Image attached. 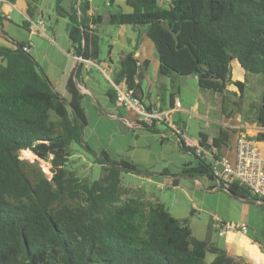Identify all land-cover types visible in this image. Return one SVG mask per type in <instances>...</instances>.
I'll use <instances>...</instances> for the list:
<instances>
[{
	"label": "trees",
	"instance_id": "obj_1",
	"mask_svg": "<svg viewBox=\"0 0 264 264\" xmlns=\"http://www.w3.org/2000/svg\"><path fill=\"white\" fill-rule=\"evenodd\" d=\"M75 1L78 5L70 10L62 8V0L54 3L56 15L68 23L70 54L81 60L67 79L65 96L54 90L27 43L12 40V49L0 47V264H248L229 257L208 238H194L187 221L174 218L158 200L129 195L121 174L147 175L146 170L111 161L104 152L96 156L82 142L86 119L76 83L83 63L98 55L96 28L102 19L88 17L89 0ZM103 1L110 5L114 0ZM37 3L26 0L29 18ZM125 5L131 12L118 10L108 23L143 29L157 52L158 74L193 75L200 93L221 97L223 113L226 87L232 83L231 61L245 73L259 75L260 97L257 106L250 104L248 115L264 129V0H125ZM4 20L0 16L2 36ZM146 67V61L125 56L113 85L124 84L142 103ZM232 84L241 100L244 84ZM108 95L115 100L114 90ZM231 132L221 129L210 145L200 133L198 147L215 149L217 158ZM179 140L197 161L184 165L180 176L216 179L212 165L196 157V147ZM72 144L103 168L99 180L90 182L67 169ZM25 151L34 162L20 158ZM39 161L50 164V178ZM218 186L253 198L240 184L219 181Z\"/></svg>",
	"mask_w": 264,
	"mask_h": 264
},
{
	"label": "crops",
	"instance_id": "obj_2",
	"mask_svg": "<svg viewBox=\"0 0 264 264\" xmlns=\"http://www.w3.org/2000/svg\"><path fill=\"white\" fill-rule=\"evenodd\" d=\"M89 1L88 17L100 16L102 23L96 28V35L99 38L98 55L93 61L83 63L81 76L76 83L82 95L81 108L86 119L82 142L96 156L104 152L111 161L129 162L146 170L147 175L138 173L126 175L139 177L144 184H148L149 187L155 186L158 191L168 190L173 193V199L171 207H168L164 194L156 197L151 191L125 188L129 190V195L133 192L143 200H158L174 218L187 221L194 238L198 240L208 238L211 245L223 250L229 257L243 263L264 264V203L253 198L236 195L233 197L220 188L214 178L180 176L184 165L195 166L197 161L192 154L182 149L179 137L167 125L169 121L174 122L184 135L185 144L194 148L198 147L200 133L208 137L207 144L210 145L221 129L232 131L228 143L221 145L218 150L219 155L226 158L231 165L235 162V146L240 137L254 141L255 147L264 158V129L251 121L252 116L248 115L251 102H248V110L244 112L231 107L227 111V116L223 115L221 97L218 95L205 94L208 100L200 114L199 103L196 100L190 103L189 107H185L187 101L183 98L182 91L188 85V79L195 82L193 86L198 100L203 94L197 89L195 77L160 76L157 52L144 30L108 23L109 15L116 12L109 13L104 9L112 7L122 13L131 12L125 5V0H114L110 5L108 1L100 0L103 14H100L98 9L100 2ZM54 3L55 0H38L36 11L32 18H29L26 15V0H0V16L5 18L2 28L6 34L0 35V47L12 49V40L27 43L29 54L39 64L54 90L65 96L67 79L76 69L78 61L70 54L67 20L56 15ZM74 4L78 5V2L75 0L61 2L65 10H70ZM24 23L27 28L22 27ZM103 41L107 46L101 53L99 44ZM129 54L139 63L147 62L141 81L143 92L141 100L150 110L155 109L162 117V121L156 119L147 125L151 126V129L140 123L133 108L118 105L114 98L108 95L114 86L113 74L119 70L120 61ZM230 65L231 82L244 84L246 74L243 69L234 60ZM232 83L226 87L225 98L227 97L226 104L230 101L229 105L234 106L239 100L240 93ZM191 88L193 89L192 85ZM172 95L173 101L177 98L181 105L173 112ZM211 113L215 114L212 118ZM187 114L205 123L201 129H197L195 135L186 134L187 122H183L179 117L173 119L174 115ZM258 135L263 137L257 139ZM185 203L191 209L190 219H182V213L179 211V207ZM224 224H242L246 227V232L228 230L220 234V226ZM212 258L210 256L208 260L211 261Z\"/></svg>",
	"mask_w": 264,
	"mask_h": 264
},
{
	"label": "built area",
	"instance_id": "obj_3",
	"mask_svg": "<svg viewBox=\"0 0 264 264\" xmlns=\"http://www.w3.org/2000/svg\"><path fill=\"white\" fill-rule=\"evenodd\" d=\"M23 50L27 51V48L25 47ZM76 60L78 62L81 61L79 58H76ZM113 90L115 92V102L122 107L133 108L139 117L140 123L150 125L156 119L162 121V117L156 113L155 109L150 110L146 105L133 98L132 92L124 84L113 86ZM180 106V101L175 98L172 112L178 110ZM167 125L181 140L185 139L181 130L174 122L169 121ZM216 154L215 149L210 150V148L205 150L204 147H196L195 150L196 157L212 165L213 174L218 184L219 181L225 184H240L247 189L256 201L264 203V158L255 147L254 141L246 137L238 138L235 146V162L233 165L222 156L215 158ZM47 177L50 178L49 176ZM228 230H239L245 233L246 227L242 224H224L220 226V234Z\"/></svg>",
	"mask_w": 264,
	"mask_h": 264
},
{
	"label": "rangeland",
	"instance_id": "obj_4",
	"mask_svg": "<svg viewBox=\"0 0 264 264\" xmlns=\"http://www.w3.org/2000/svg\"><path fill=\"white\" fill-rule=\"evenodd\" d=\"M97 1L100 2V0H97ZM98 9H99L100 14L104 13L101 2L98 5ZM104 11L112 13V12H116V9L111 7V8L104 9ZM106 46L107 44L105 41L99 44V49L101 53L105 51ZM245 74H246V77H245V82L243 86L242 99L236 102L238 104V109L242 110L243 112L248 110V107H247L248 102H251L255 106H257L260 93H261V88H262L261 77L259 75H251L248 73H245ZM188 80H189L187 83L188 85L182 91V96L187 101L184 104V106L189 107L190 103L196 100L199 103L198 114H200L202 113V110L205 107V102L207 103V100H208L207 95L205 94H210V93H203L201 95L200 100H198V98L196 97V94H197L196 89L193 86L195 82L192 79H188ZM191 85L193 89L191 88ZM229 99H232V98L229 97ZM229 102L230 101H228V104H226L227 103L226 102L224 105V113H223L224 116L227 115V111L231 109V107L234 109L236 108L235 105L234 106L229 105L230 104ZM214 115H215L214 113H211L210 118L214 117ZM178 117L181 118L183 122L188 123V130L186 132L188 136L195 135L197 129H201L200 127H203V124H205L204 121L192 115H188V114L178 115V116L174 115L173 119H178ZM70 150H71V156L67 164V169L73 171L79 178L86 179L90 182L97 181L102 177L103 168L98 164H93V159L90 155L86 154L76 144L70 145ZM20 158L26 159L30 162L35 161V157L27 151L21 152ZM38 164L41 167V169L44 171V173L50 177V170H49L50 164L44 161H39ZM121 182L124 188H131V189L133 188L136 191H138L137 189H141V191H145V190L151 191L154 193L156 197H158L160 194H164L167 197V199L165 200L166 205L168 207H171V200L173 199V193L169 192L168 190L158 191V189H156L155 186L149 187L148 184L146 183L144 184V181L140 179L139 177H136V176L132 177L131 175H126V174H121ZM132 193L133 192H130V194ZM131 196H134V194H132ZM179 211H181L182 213V216H181L183 217L182 219H190L189 213H191V209L188 207L186 203L181 208L179 207ZM209 258L210 256H208V259Z\"/></svg>",
	"mask_w": 264,
	"mask_h": 264
},
{
	"label": "water",
	"instance_id": "obj_5",
	"mask_svg": "<svg viewBox=\"0 0 264 264\" xmlns=\"http://www.w3.org/2000/svg\"><path fill=\"white\" fill-rule=\"evenodd\" d=\"M94 59H96V56L94 57ZM191 77H193V75H190ZM75 80V79H74ZM204 149L205 150H208L209 149V147L208 146H205L204 147ZM223 189V188H222ZM223 190H225V189H223ZM231 196H233V197H236L235 195H233V194H230Z\"/></svg>",
	"mask_w": 264,
	"mask_h": 264
}]
</instances>
